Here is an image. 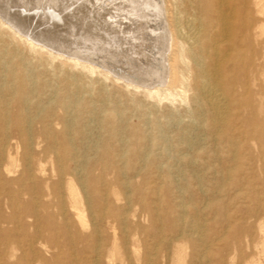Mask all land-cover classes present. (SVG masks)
<instances>
[{
	"label": "rangeland",
	"instance_id": "rangeland-1",
	"mask_svg": "<svg viewBox=\"0 0 264 264\" xmlns=\"http://www.w3.org/2000/svg\"><path fill=\"white\" fill-rule=\"evenodd\" d=\"M159 2L161 25L169 38L172 1ZM99 3L102 10L106 3H119V0H99ZM81 4L86 15L95 6V0ZM43 12L50 14L49 22L60 25L56 14ZM254 16L264 28V16L256 13ZM77 17L69 19L75 30L82 27ZM32 19L27 26L33 32L49 28V22L44 25L41 17L36 20L34 17L35 22ZM117 19L121 23L127 21ZM105 25L100 27L109 28ZM91 28V33L105 35L101 29ZM11 32L6 24L0 28V45L5 52L14 54L0 77L9 91H17L22 69L18 66L20 58L27 69L43 73L26 87L37 103L27 111L33 144L32 151L26 153L34 178L27 179L17 167L11 179L20 178L21 187L10 185L8 191L14 193L9 194L6 189L0 195L5 220L0 264H175L176 259L184 264L254 261L264 264V60L261 57L239 66V183H229L210 177L214 171L215 177L225 174L220 168L221 160L214 159L208 150L210 135L202 129L198 130L196 139L183 135L182 128L191 120L188 94L184 102L175 96L155 102L141 89L126 87L110 75L103 78L99 69L88 75L79 66L73 67L65 57L49 60L48 48L37 45L36 52H31L21 43L24 38ZM251 42L249 49L239 44V55L241 52L250 57V52L259 49L255 43L264 49V36L257 37L253 45ZM170 44L167 60L175 53L171 41ZM10 70L12 75L7 72ZM44 81L49 86H44ZM13 106L14 100L10 108ZM111 116L114 118L110 119ZM155 120L160 123L158 129ZM37 129L45 130L44 135L36 136ZM180 134L186 138V144L178 141ZM161 136L167 139L166 149L159 146ZM47 144L50 149L40 152ZM183 155L195 158V164L183 161ZM24 156L25 152L19 149L18 166ZM83 159L87 165L78 170L73 164ZM99 175L107 182L94 190L95 177ZM194 175L199 178L194 179ZM67 182L78 195L86 229L81 228L70 210ZM102 208L105 211L100 221L96 212ZM32 211L37 213V219L31 216ZM93 225L98 227L97 233ZM32 239L40 245L36 243L30 248ZM176 248L179 257L174 253ZM218 250L222 251V258L210 256ZM146 257L149 262L144 261Z\"/></svg>",
	"mask_w": 264,
	"mask_h": 264
},
{
	"label": "bare ground",
	"instance_id": "bare-ground-1",
	"mask_svg": "<svg viewBox=\"0 0 264 264\" xmlns=\"http://www.w3.org/2000/svg\"><path fill=\"white\" fill-rule=\"evenodd\" d=\"M81 1L90 2V0H0V28L6 24L13 31L11 32L13 36L15 34L22 36L24 41L21 43L31 52H36L37 45L48 48L46 56L49 60L65 57L73 67L79 66L88 75L94 74L95 70L99 69L103 78L106 79L110 75L112 79L121 81L126 87L141 89L149 98H154L155 102L169 100L171 96L179 97L184 102L188 94L191 103V120L183 128L181 127L183 135L185 137L190 135L196 139L198 130H205L204 133L211 137L208 150L212 152L214 159L221 160L220 168L225 173L224 176L215 177L214 171L210 173V177L218 181L239 183V66L244 67V62L253 58L257 60L261 57L264 60V49L260 44L255 43L259 49L250 52V57L247 58L241 52L239 55V44L249 49L251 48L250 40L253 45L257 37L264 36V28L258 25L259 22L254 16L255 13L264 16V0H240L241 7H239V0H171L173 12L168 20L169 38L161 25L162 14L159 0H119V3H106L102 10L99 8V0H95V6L86 15L83 14L84 6ZM46 10L58 16L59 26L55 25V22L52 24L48 21L50 14L43 12ZM40 13H42L41 16H39ZM154 13L158 20L153 18ZM74 16H78L77 19L81 21L82 27L79 30H75L70 24L69 19ZM34 17L35 20L36 17L38 19L41 17L44 25L49 22V28L37 33L30 30L27 25L31 22L28 24V21ZM112 18H116L115 20L123 18L127 21L121 23L112 21ZM33 19L32 22H35ZM149 22H153V25ZM103 24L109 28H101ZM91 27L96 30L101 29L105 35H95L98 32L91 33ZM60 33H63V36ZM170 41L175 47V53L171 60H167L171 47ZM12 58L14 54L5 52L4 47L0 45V77L5 72V65L10 63L9 60ZM23 61L20 58L18 66L22 69L16 92L12 89L10 92L9 86L0 78V195H3L6 189L8 191L10 185L21 187L20 178L11 179L16 172L15 168H21V175H26L27 179L34 178L29 156L26 153L27 150L32 151L33 144L29 135L31 117L27 111L30 108L34 109L37 103L32 100L31 91L26 87L43 72L36 73L33 69H27ZM7 72L12 75L11 70ZM242 75H245L244 68ZM74 82L72 84H75ZM42 84L49 86L47 81ZM12 100H14V106L10 108ZM113 116L110 119H113ZM159 126V121L155 120V129ZM35 132L36 136H43L45 130L37 129ZM64 133L62 134L65 135ZM183 135L180 134L178 141L186 144L187 137L183 138ZM161 137L158 139L161 142L159 146L166 149L169 146L166 145L167 139ZM63 141L66 143L64 138ZM19 149L25 152V156L21 159V165L18 166L16 154ZM49 149L50 144H47L40 152H47ZM69 154L72 158V153ZM181 158L191 165L196 161L192 156L183 155ZM75 162L73 165L77 166L78 170L87 165L86 159L75 160ZM170 166L173 167V165ZM169 170L172 171V168ZM37 172L42 174L39 169ZM95 178L94 190L97 185L107 182L100 175ZM193 178L198 179L199 176L194 175ZM58 180L62 181L61 177ZM66 191L70 210L81 228L86 229L87 225L78 195L69 182H67ZM106 192L104 191L103 194ZM8 193L13 194L14 191H8ZM12 197L15 196L12 195ZM10 205H14L13 202ZM104 211L105 209L102 208V211L96 212V218L100 221ZM31 216L38 218L35 211L31 212ZM4 223L0 205V244ZM97 228L92 226L96 233ZM36 239L29 241L30 248L39 243L35 241ZM179 252L176 248L174 253L179 257ZM33 253L35 257L38 255L37 251ZM220 253L222 251L218 250L210 256L222 258ZM245 259L242 257L243 261ZM144 261L149 262V259L146 257ZM175 264H184V262L176 259ZM250 264H262V262L254 261Z\"/></svg>",
	"mask_w": 264,
	"mask_h": 264
}]
</instances>
